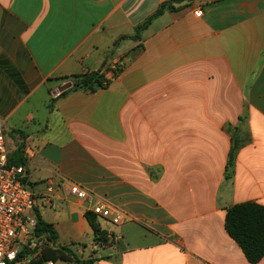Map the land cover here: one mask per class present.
Returning <instances> with one entry per match:
<instances>
[{
    "label": "crops",
    "instance_id": "1",
    "mask_svg": "<svg viewBox=\"0 0 264 264\" xmlns=\"http://www.w3.org/2000/svg\"><path fill=\"white\" fill-rule=\"evenodd\" d=\"M171 1L0 0L9 157L22 148L32 216L94 264H252L226 215L264 206V0H186L132 38ZM93 72L103 87L75 89Z\"/></svg>",
    "mask_w": 264,
    "mask_h": 264
},
{
    "label": "trees",
    "instance_id": "2",
    "mask_svg": "<svg viewBox=\"0 0 264 264\" xmlns=\"http://www.w3.org/2000/svg\"><path fill=\"white\" fill-rule=\"evenodd\" d=\"M186 0H173L163 3L156 12L150 16L143 24L136 28V34L133 39H138L140 34L145 31L160 15L168 10H175L174 4L182 3ZM105 78L101 72L89 73L85 79L75 86V89H94L95 86L103 87ZM243 142L234 141L231 153L229 155L228 170L231 175L235 165V160ZM22 148H19L9 157V163L13 166L23 165L24 159L21 155ZM93 213H87V218L95 231L96 242L104 247L112 244L108 235L102 232L95 221ZM226 229L233 240L243 250L247 260L252 263H258L264 256V206L256 203H244L235 205L227 211ZM35 243L32 249L25 248L20 259L30 255L35 257L28 264H46L49 261L54 263L65 262L70 264H94L92 259H83L77 255L70 247L58 245V234L53 226L45 222L41 217H37V225L34 230ZM38 250V251H37ZM37 251V252H36ZM35 252V253H34Z\"/></svg>",
    "mask_w": 264,
    "mask_h": 264
},
{
    "label": "built area",
    "instance_id": "3",
    "mask_svg": "<svg viewBox=\"0 0 264 264\" xmlns=\"http://www.w3.org/2000/svg\"><path fill=\"white\" fill-rule=\"evenodd\" d=\"M199 15V12H196ZM117 76V70H114ZM68 191L79 200H85L89 192L77 183H68ZM50 187L49 191L53 192ZM35 206L33 193L24 183V177L19 166L9 163V151L4 131V121L0 118V264H19L21 252L32 249L35 243L34 230L37 219L32 216ZM111 207L106 202H100L92 213L101 218H109ZM124 215L116 210L112 219L114 224H120ZM47 264H53L51 261Z\"/></svg>",
    "mask_w": 264,
    "mask_h": 264
},
{
    "label": "water",
    "instance_id": "4",
    "mask_svg": "<svg viewBox=\"0 0 264 264\" xmlns=\"http://www.w3.org/2000/svg\"><path fill=\"white\" fill-rule=\"evenodd\" d=\"M71 87H72L71 84H67V85L61 87L60 91H61V92L66 91V90L70 89Z\"/></svg>",
    "mask_w": 264,
    "mask_h": 264
},
{
    "label": "rangeland",
    "instance_id": "5",
    "mask_svg": "<svg viewBox=\"0 0 264 264\" xmlns=\"http://www.w3.org/2000/svg\"><path fill=\"white\" fill-rule=\"evenodd\" d=\"M37 251H38V250H37ZM37 251H36V252H37ZM34 253H35V252H34Z\"/></svg>",
    "mask_w": 264,
    "mask_h": 264
}]
</instances>
